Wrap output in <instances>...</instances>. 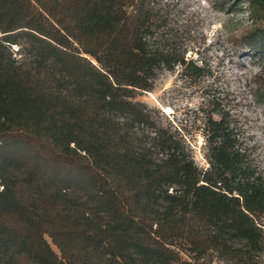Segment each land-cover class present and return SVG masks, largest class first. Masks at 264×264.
Returning <instances> with one entry per match:
<instances>
[{"label": "trees", "instance_id": "1", "mask_svg": "<svg viewBox=\"0 0 264 264\" xmlns=\"http://www.w3.org/2000/svg\"><path fill=\"white\" fill-rule=\"evenodd\" d=\"M240 2L264 18V0ZM159 12L0 0V264L250 263L262 249L264 181L228 111L207 116L199 167L135 100L160 67L202 71L160 46ZM252 38L264 50V28Z\"/></svg>", "mask_w": 264, "mask_h": 264}, {"label": "rangeland", "instance_id": "2", "mask_svg": "<svg viewBox=\"0 0 264 264\" xmlns=\"http://www.w3.org/2000/svg\"><path fill=\"white\" fill-rule=\"evenodd\" d=\"M148 1L164 19L158 31L160 46L184 54L202 71L187 73L178 62L160 67L151 89L137 93L135 100L184 141L199 167L208 166L203 145L207 116L219 118L215 108L228 111L245 161L264 181V50L254 46L252 38L254 28H264V18L252 17L240 0ZM261 248L250 263L216 252L193 260L264 264V240ZM186 254L181 252L184 258Z\"/></svg>", "mask_w": 264, "mask_h": 264}]
</instances>
